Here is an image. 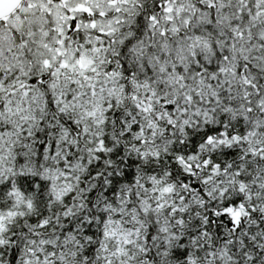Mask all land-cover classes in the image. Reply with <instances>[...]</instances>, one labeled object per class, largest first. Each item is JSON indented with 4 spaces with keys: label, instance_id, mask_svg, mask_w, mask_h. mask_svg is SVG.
I'll return each mask as SVG.
<instances>
[{
    "label": "snow or ice",
    "instance_id": "1",
    "mask_svg": "<svg viewBox=\"0 0 264 264\" xmlns=\"http://www.w3.org/2000/svg\"><path fill=\"white\" fill-rule=\"evenodd\" d=\"M0 264H264V0H0Z\"/></svg>",
    "mask_w": 264,
    "mask_h": 264
}]
</instances>
